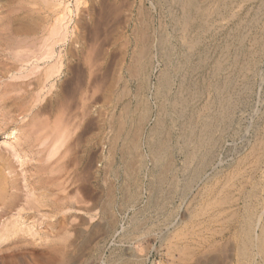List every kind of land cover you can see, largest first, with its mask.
Returning <instances> with one entry per match:
<instances>
[{"label":"rangeland","instance_id":"1","mask_svg":"<svg viewBox=\"0 0 264 264\" xmlns=\"http://www.w3.org/2000/svg\"><path fill=\"white\" fill-rule=\"evenodd\" d=\"M0 3V155L18 186L0 264H264V0ZM21 8L31 30L9 39Z\"/></svg>","mask_w":264,"mask_h":264},{"label":"bare ground","instance_id":"2","mask_svg":"<svg viewBox=\"0 0 264 264\" xmlns=\"http://www.w3.org/2000/svg\"><path fill=\"white\" fill-rule=\"evenodd\" d=\"M13 1V0H12ZM183 0H179V2H182ZM192 1V0H191ZM5 1H3V3H4ZM9 1H7V3H8ZM27 2V1H26ZM178 2V1H177ZM185 2V1H184ZM2 3V2H1ZM1 3H0V6H1ZM2 3V4H3ZM10 3V2H9ZM171 3V2H170ZM60 4H62V2L60 3ZM183 4V3H182ZM185 4H186V6H185ZM4 5H5V3H4ZM184 6H185V9L187 10L186 11V13L187 14H191L190 13V11H191V9H192V7H193V3L192 2H190V1H187V3L185 2L184 4H183ZM209 5V4H208ZM213 5H214V3H213ZM217 5V4H216ZM3 6V5H2ZM6 6V5H5ZM10 6V5H9ZM59 6V5H58ZM196 7V6H195ZM260 7V6H259ZM7 8H8V6H7ZM22 8H24V7H22ZM22 8H21V10H19V11H16V12H13L11 15H9L8 17V20H7V22H6V24H5V35L10 39V38H14L15 36L16 37H18L19 35H23V34H25V33H27V32H30V30H31V25H32V15H31V12H29L28 13V15H26V16H24V12H22ZM44 8V7H43ZM66 8V7H65ZM182 9H184L183 7H181ZM215 8V7H214ZM220 8V7H219ZM176 9V8H175ZM184 9V10H185ZM206 9V8H205ZM208 9V8H207ZM206 9V10H207ZM216 9V8H215ZM184 10H183V12H184ZM197 10V9H196ZM209 10V9H208ZM211 10L212 9H210V12H211ZM217 11H218V9H216ZM215 10V11H216ZM229 10V9H228ZM236 10V9H235ZM25 11V10H24ZM194 11V10H193ZM199 11H201V10H199ZM230 11V10H229ZM210 12L209 11H205L204 10V15H206V16H211V15H209L210 14ZM214 11H212V13H213ZM185 13V12H184ZM200 13V12H199ZM228 13V12H227ZM8 14V13H7ZM10 14V13H9ZM47 14V13H46ZM198 14V13H197ZM202 13H200L199 14V16H202L203 17V14L201 15ZM63 16V15H62ZM186 16V15H185ZM47 17V16H46ZM58 17V16H57ZM184 17V16H183ZM187 18H183L182 20H183V22H182V20H181V23H183V25H182V28L183 29H188V26L190 25V18H191V16L190 17H188V16H186ZM197 18V17H196ZM201 18V17H200ZM205 19L207 18V17H204ZM204 18H203V20H204ZM223 18V17H222ZM254 18V17H253ZM65 18H63V17H60L59 19H57V20H59L60 22L61 21H63ZM208 19V18H207ZM207 19H206V21H207ZM212 19H213V17H212ZM227 19H229V18H227ZM231 19V18H230ZM192 20H194V18L192 19ZM202 21V20H201ZM212 21V20H211ZM254 21V20H253ZM59 22V23H60ZM196 22V21H195ZM202 22H204V21H202ZM247 22V21H246ZM257 22V21H256ZM57 23V22H56ZM201 23V22H200ZM227 23V22H226ZM61 24V23H60ZM204 24V23H203ZM202 24V25H203ZM205 25H208L207 23L205 24ZM181 26V25H180ZM201 26V25H200ZM210 28V27H209ZM174 29V28H173ZM211 29V28H210ZM214 29V28H213ZM224 29H225V27H224ZM255 29V28H254ZM2 30V29H1ZM204 30H206V29H204ZM212 32V31H211ZM250 32V31H249ZM184 33V32H183ZM186 33H187V31H186ZM261 33V32H260ZM4 34H2V35H4ZM30 34V33H29ZM28 34V35H29ZM185 34V33H184ZM4 35V36H5ZM203 36V35H202ZM242 36V35H241ZM252 36V35H251ZM257 36V35H256ZM183 38V37H182ZM176 39V38H175ZM7 40V39H6ZM182 40V39H181ZM186 40V38L184 37V41ZM187 40H188V38H187ZM192 40V39H191ZM18 41V40H17ZM161 41V40H160ZM164 41V40H163ZM177 41V40H176ZM237 41V40H236ZM255 41V40H254ZM258 41V40H257ZM195 42V41H194ZM141 43V42H140ZM168 43V42H167ZM196 43V42H195ZM194 43V44H195ZM160 44V43H159ZM184 44V43H183ZM187 44V47H188V49L190 48H193V46H195V45H193V43H192V41L190 42H187L186 43ZM198 45V44H197ZM197 45H196V47H197ZM239 45V44H238ZM225 46V45H224ZM163 47V46H162ZM161 47V48H162ZM145 48H146V46H145ZM3 49V48H2ZM12 49V48H11ZM225 49H226V47H225ZM9 50V49H8ZM192 50V49H191ZM190 51V50H189ZM193 51V50H192ZM250 51V50H249ZM248 51V52H249ZM164 52V51H163ZM168 52V51H167ZM174 52V51H173ZM241 53V52H240ZM141 54V53H140ZM192 54V53H191ZM172 55V54H171ZM208 55V54H207ZM228 55V54H227ZM245 55V54H244ZM137 56V55H136ZM135 56V57H136ZM199 56V55H198ZM61 57V56H60ZM168 57V56H167ZM234 57H236V56H234ZM220 58V57H219ZM238 58V57H237ZM251 58V57H250ZM138 59V58H137ZM146 59V58H145ZM175 59V58H174ZM239 59V58H238ZM176 60V59H175ZM234 60V59H233ZM147 61V60H146ZM15 62V61H14ZM150 62V61H149ZM189 64V63H188ZM253 64V63H252ZM2 65V66H1ZM8 65H9V63H7V62H4V63H2L1 61H0V66H1V71H5L6 73L8 72V69H6V67H8ZM140 65V64H139ZM143 65H144V63H143ZM170 66V65H169ZM190 66V65H189ZM217 66V65H216ZM62 63H61V59L59 60V63L56 65V67H54V69L52 70V72H50V71H46L45 73H43L42 74V76H40V77H38V79L39 80H48V79H50V78H53L54 76H56V75H59L60 76V74H62L61 73V69H62ZM145 67V66H144ZM173 67V66H172ZM141 68V67H140ZM193 68V67H192ZM220 65H218L217 66V70L219 69L220 70ZM174 69V68H173ZM173 69H171V70H173ZM197 68H195V70H196ZM9 70H10V68H9ZM170 70V71H171ZM177 70V69H176ZM181 70V69H180ZM190 70V69H189ZM213 70V69H212ZM218 70V71H219ZM243 71V70H242ZM21 74L23 73V72H20ZM174 73V72H173ZM184 73V72H183ZM18 74H19V72H18ZM21 74L19 75V78L20 79H28V81H21V82H19V85L20 86H24V87H27V86H29V84L31 83V80H33V79H30L29 80V78H31V76L32 75H34V73L32 72V74L30 73H26L25 75H23V76H21ZM135 74V73H134ZM246 74V73H245ZM249 74V73H248ZM1 75V74H0ZM176 76V75H175ZM184 76V75H183ZM191 76V75H190ZM220 76V75H219ZM218 77V76H217ZM167 78H168V76H167ZM181 78V77H180ZM212 78V77H211ZM235 79V78H234ZM169 80H170V78H169ZM236 80V79H235ZM238 80V79H237ZM228 81V80H227ZM180 82V81H179ZM185 82H186V80H185ZM182 83V82H181ZM224 83V82H223ZM173 84V83H172ZM184 84V83H183ZM225 84V83H224ZM9 85V84H8ZM181 85V84H180ZM231 85V84H230ZM228 86V85H227ZM226 86V87H227ZM168 87V86H167ZM224 87V86H223ZM28 88V87H27ZM225 88V87H224ZM235 88V87H234ZM160 89V88H159ZM181 89V88H180ZM250 90V89H249ZM23 91V90H22ZM29 91V90H28ZM184 91V90H183ZM213 91V90H212ZM220 91H222V90H220ZM26 92H27V90H26ZM207 92V91H206ZM228 92V91H227ZM24 94V93H23ZM21 95V94H20ZM167 95V94H166ZM192 95V94H191ZM222 95V94H221ZM31 96V95H30ZM164 96V95H163ZM210 96V95H209ZM3 101V100H2ZM16 102V101H15ZM13 103L12 101H11V99L10 100H7V101H3L2 102V105H3V107H5V109H8L9 111H12L13 109H15V107H16V103ZM187 102V101H186ZM194 102V101H193ZM230 102V101H229ZM28 103V102H27ZM226 103H228V102H226ZM0 104H1V102H0ZM19 104V106L21 105V103H18ZM169 104V103H168ZM225 104V103H224ZM180 105V104H179ZM181 106V105H180ZM1 107V106H0ZM176 107V106H175ZM2 108V107H1ZM170 108V107H169ZM174 108V107H173ZM188 108V107H187ZM208 108V107H207ZM4 109V108H3ZM18 109V108H17ZM30 109V108H29ZM210 109V108H209ZM38 111V110H37ZM196 111V110H195ZM3 112V111H2ZM40 112V111H39ZM183 112V111H182ZM19 113V112H18ZM195 113V112H194ZM223 113V112H222ZM5 115V114H4ZM2 116V115H1ZM192 116V115H191ZM228 116V115H227ZM232 116V115H231ZM43 117V116H42ZM33 118V117H32ZM44 119V118H43ZM48 119V118H47ZM215 120V119H214ZM9 121V120H8ZM52 121V120H51ZM190 121V120H189ZM209 121V120H208ZM223 121V120H222ZM34 122V121H33ZM40 122V121H39ZM60 122V121H59ZM209 123V122H208ZM208 123H206L205 124V127H206V131L207 132H210L211 130H213L212 129V125L213 124H208ZM29 124V123H28ZM46 124V123H45ZM44 124V125H45ZM53 124V123H52ZM3 125V124H2ZM25 125V124H24ZM27 125V124H26ZM4 126V125H3ZM6 126H8V125H6ZM5 126V127H6ZM34 126V125H33ZM55 126V125H54ZM214 126V125H213ZM9 127V126H8ZM26 127V126H25ZM41 127V126H40ZM199 127V126H198ZM202 127V126H201ZM219 127V126H218ZM217 127V128H218ZM0 128H2V127H0ZM24 128V127H23ZM28 128V127H27ZM204 128V127H203ZM4 129V128H3ZM2 129V130H3ZM43 129V128H42ZM56 129V128H55ZM60 129V128H59ZM192 129V128H191ZM197 129V128H196ZM216 129V128H215ZM1 130V129H0ZM51 130V129H50ZM204 130V129H203ZM18 131V130H17ZM17 131H15V130H13L12 131V134H10L11 136H14L15 135V133L17 132ZM29 131V130H28ZM31 131V130H30ZM37 131H39V130H37ZM40 131H41V129H40ZM4 132V131H3ZM34 132V131H33ZM44 132V131H43ZM48 132H49V130H48ZM55 132V131H54ZM157 132V131H156ZM221 132V131H220ZM219 132V133H220ZM39 133V132H38ZM37 133V134H38ZM192 132H190V134H191ZM32 134V133H31ZM34 134V133H33ZM36 134V135H37ZM202 134V133H201ZM204 134V133H203ZM202 134V135H203ZM213 134V133H212ZM35 136V135H34ZM46 136V135H45ZM53 136V135H52ZM41 137V136H40ZM199 137V136H198ZM18 138V137H17ZM196 138V137H195ZM56 139V138H55ZM187 140V139H186ZM199 140V139H198ZM204 141V140H203ZM203 141H201V143L203 144L204 142ZM28 142V141H27ZM199 142V141H198ZM189 143V142H188ZM25 144V143H24ZM205 144V143H204ZM258 144V143H257ZM132 145V144H131ZM191 145V144H190ZM200 145V144H199ZM206 145V144H205ZM259 146V145H258ZM263 146V145H262ZM208 147V146H207ZM15 148V147H14ZM168 149V148H167ZM1 150V149H0ZM4 150V149H3ZM1 153H2V150L0 151ZM257 152V151H256ZM259 152H260V149H259ZM259 152H257L256 154H255V156H253V159H255L257 156H259ZM263 152V151H262ZM3 153H5V152H3ZM13 154V153H12ZM192 154H193V152H192ZM6 156H8V155H6ZM12 156V155H11ZM191 156V155H190ZM193 158V157H192ZM11 159V158H10ZM194 160V159H193ZM12 162V160H9V158L7 159V158H5V157H3V154L2 155H0V210L3 212L4 210H5V207H7V208H9L10 206L12 207V206H14V204L16 203V202H14L15 200H17V199H15V198H17L16 197V191H18V186H16V182H17V178L15 179V178H13L15 175H13V174H15V173H12V171H10L12 168H9V165L11 164H9L8 162ZM260 161V160H259ZM13 163V162H12ZM253 163H255L256 164V161L254 162L253 160H251V161H247L246 163H244L243 165H242V167H241V169H240V171L238 172L237 171V173L235 172V174L234 175H231L230 177V179L224 184V186H223V190L222 189H220V192H221V190L223 191V192H225L226 190H233L234 189V187H235V185L238 183V182H240L242 179L244 180V178H246V174H248L250 171L249 170H252L253 168H254V166L255 165H253ZM191 166V165H190ZM256 166H257V164H256ZM11 167H12V165H11ZM240 167V166H239ZM9 171V172H8ZM13 176H12V175ZM171 174V173H170ZM9 175L10 176H12V177H9ZM17 176V175H16ZM227 176V175H226ZM16 181V182H15ZM242 183V182H241ZM243 189V188H242ZM225 190V191H224ZM227 192V191H226ZM229 192H231V191H229ZM237 191H235L234 193H236ZM233 193V192H232ZM233 193V194H234ZM217 194V193H216ZM221 194V193H220ZM228 195L230 194L231 195V193H227ZM243 194V193H242ZM223 195H224V193H223ZM229 195V196H230ZM222 196V195H221ZM224 197H225V195H224ZM237 198V197H236ZM225 199V201H226V199L227 198H223L222 200H224ZM220 201V200H219ZM225 201L223 202L224 204H225ZM235 201H237L235 198H234V195H231V197H229V200L227 199V202H226V204H228V206H230V204H231V207H232V204L235 202ZM221 202V201H220ZM264 202V201H263ZM215 203V202H214ZM223 203H222V205H223ZM236 203V202H235ZM2 205V206H1ZM211 205L212 206H210V208L212 207L213 208V204L211 203ZM215 205H219V204H214V206ZM221 205V206H222ZM263 205V204H262ZM261 205V206H262ZM208 206V205H207ZM221 206H218V207H221ZM3 207H4V210H3ZM208 208V207H207ZM261 208V207H260ZM218 209V208H217ZM217 209H215L216 211H217ZM212 210H214V208L213 209H210V211H212ZM262 210V209H261ZM215 211V212H216ZM225 212V211H224ZM204 213H206V212H204ZM263 213H264V211H263ZM263 213H262V215H263ZM3 214V213H2ZM0 215H1V212H0ZM219 215V214H218ZM213 216V215H212ZM215 217V216H214ZM220 217V216H219ZM251 221V220H250ZM249 221V222H250ZM221 222V221H220ZM257 222V221H256ZM219 223V222H218ZM257 224V223H256ZM209 225V224H208ZM249 225V224H248ZM255 225V224H254ZM258 226V225H257ZM201 227V226H200ZM250 227V226H249ZM193 228V227H192ZM252 228H254V227H252ZM197 229V228H196ZM198 231H199V229H198ZM207 231V230H206ZM205 231V232H206ZM248 231V230H247ZM251 231V230H250ZM187 233H188V231H186ZM185 232V233H186ZM194 232V231H193ZM202 232H204V231H202ZM198 233V235H199V232H196L195 234H197ZM195 234H193V235H195ZM202 234V233H201ZM190 235V234H189ZM191 235H192V233H191ZM192 235V236H193ZM188 236V235H187ZM203 236H204V234H203ZM173 237V236H172ZM176 237H177V239H178V236H177V234H176ZM179 237H181V236H179ZM197 237H199V236H197ZM184 238V237H183ZM193 238V237H192ZM203 238V237H202ZM201 237H199L198 238V240L199 239H202ZM176 239V240H177ZM185 239H187V238H185ZM184 239V240H185ZM183 240V239H182ZM197 240V239H196ZM205 240H207V238L205 239ZM204 240V241H205ZM178 241H180L179 239H178ZM191 240H189L188 242H190ZM193 241V240H192ZM195 241V240H194ZM193 241V242H194ZM196 242V241H195ZM194 242V243H195ZM199 242V241H198ZM202 242V241H201ZM178 243V242H177ZM182 243V242H181ZM186 243V242H185ZM192 243V242H191ZM193 243V244H194ZM174 245V244H173ZM183 245H184V243H183ZM187 245H188V243H187ZM182 246V245H181ZM191 246V245H190ZM175 248V247H174ZM173 248V249H174ZM182 248V247H181ZM191 248H192V251H193V246H191ZM179 249V248H178ZM183 249V248H182ZM188 249H190L189 247H188ZM194 249H195V247H194ZM184 250V249H183ZM182 250V251H183ZM191 250V249H190ZM187 252H190L189 250L187 251ZM182 253H184V252H181V254ZM180 254V253H179ZM184 255H187V253L186 254H184ZM193 255V254H192ZM188 256V255H187ZM172 257V256H171ZM183 261V260H182Z\"/></svg>","mask_w":264,"mask_h":264}]
</instances>
